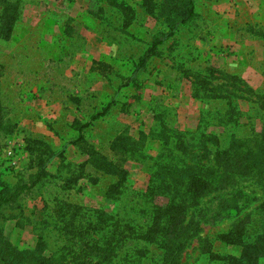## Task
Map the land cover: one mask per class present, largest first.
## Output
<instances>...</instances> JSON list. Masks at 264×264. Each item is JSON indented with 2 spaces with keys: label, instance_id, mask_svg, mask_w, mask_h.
<instances>
[{
  "label": "rangeland",
  "instance_id": "obj_1",
  "mask_svg": "<svg viewBox=\"0 0 264 264\" xmlns=\"http://www.w3.org/2000/svg\"><path fill=\"white\" fill-rule=\"evenodd\" d=\"M154 41L162 44L137 70ZM229 76L242 80L240 89L264 92V0H0V189L38 179L0 209V247L16 250L2 264L76 254L96 263L58 221L65 205L94 221L98 211L143 223L132 205L148 185L152 162L145 156L161 154L164 136L194 132L202 114L221 112L230 93L249 112ZM108 105L105 116L78 131ZM188 221L192 236L181 264H223L209 251L239 257L242 247L233 241L242 230L251 229V239L264 230V180L214 189L186 212ZM128 247L111 263L124 264ZM137 247L130 264H160L156 248L146 254L145 244Z\"/></svg>",
  "mask_w": 264,
  "mask_h": 264
},
{
  "label": "trees",
  "instance_id": "obj_2",
  "mask_svg": "<svg viewBox=\"0 0 264 264\" xmlns=\"http://www.w3.org/2000/svg\"><path fill=\"white\" fill-rule=\"evenodd\" d=\"M187 13L190 14L191 10H187ZM161 44L162 41L152 43L139 58L137 70L146 66ZM228 81L232 89H240L237 84L242 83L241 79L229 76ZM240 90L245 94L240 97L241 100L250 105L249 112H242L233 93H230L221 112L219 109L213 113L206 111L194 132L173 131V134L165 135L162 139L160 155L156 158L145 156L152 162L149 165L148 185L145 193L138 195V201L132 205L136 206L138 219L143 223H132L126 218V224H123L112 216H98V211H93L96 214L94 221L88 212L81 214L82 208L66 204L67 210L58 221L64 224L65 231L70 230L68 235L71 236L72 245L82 252L95 254L97 262L94 264H112V260L127 246L121 260L124 264L127 261L130 264V252H135L140 243L145 244L146 254L150 247L160 252V264H181V254L192 236L191 223L184 222L186 212L198 206L200 200L214 189L234 184L235 180H264V92H255L250 87ZM194 96L204 98V95L197 93ZM109 108L108 105L94 113L88 123L78 124V131L105 116ZM243 118L247 123L242 121ZM207 126L219 127L222 131L211 133ZM37 182L38 179L30 186L17 184L1 188L0 209L14 204L22 193L31 190ZM157 199L164 200L163 204H158ZM146 217L148 220H145ZM249 233L252 230L245 227L241 239L238 237L233 241L242 247L239 257L218 256L209 251L211 258L223 264H258V260L264 258V230L258 233L253 231L252 239ZM244 235L247 239H244ZM77 240H82V243ZM0 252L4 254L0 259L2 264L16 250L10 243H5L0 247ZM18 253L23 255L27 252ZM61 258L59 256L54 263L47 264H91L87 259L79 261L80 254L66 261Z\"/></svg>",
  "mask_w": 264,
  "mask_h": 264
}]
</instances>
